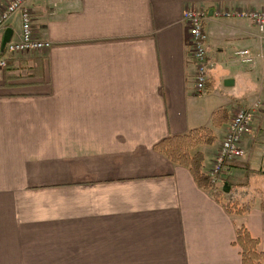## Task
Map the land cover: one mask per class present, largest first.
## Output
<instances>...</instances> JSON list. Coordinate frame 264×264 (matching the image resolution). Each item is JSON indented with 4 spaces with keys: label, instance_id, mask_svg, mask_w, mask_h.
I'll return each instance as SVG.
<instances>
[{
    "label": "crops",
    "instance_id": "crops-1",
    "mask_svg": "<svg viewBox=\"0 0 264 264\" xmlns=\"http://www.w3.org/2000/svg\"><path fill=\"white\" fill-rule=\"evenodd\" d=\"M26 2L51 46L10 54L0 69V264H243L241 225L264 252V177L249 171H264V35L214 15L264 0ZM190 7L206 13L213 62L202 92L182 19ZM20 24L15 13L10 40ZM240 48L252 63L234 59ZM239 107L253 111L250 131L217 198L155 150L169 135L209 128L213 143L196 148L207 171ZM228 202L249 206L229 212Z\"/></svg>",
    "mask_w": 264,
    "mask_h": 264
},
{
    "label": "built area",
    "instance_id": "built-area-1",
    "mask_svg": "<svg viewBox=\"0 0 264 264\" xmlns=\"http://www.w3.org/2000/svg\"><path fill=\"white\" fill-rule=\"evenodd\" d=\"M15 13L19 14L21 24L20 31L15 39L6 42L0 54V69L7 65L10 54L33 50H45L51 43L38 38L32 28L31 12L26 0H7L0 11V37L5 27ZM216 17H237L249 20L254 24L259 33L264 35V7L261 9H216ZM206 13L194 7L186 8L183 11L182 19L188 31V44L190 56L195 62V89L202 92L209 80V72L213 62L207 54V36L204 31L203 22ZM234 59L240 63H252L254 57L247 48H240L234 51ZM253 111L250 108L239 107L233 113L228 124L226 133L215 153V156L206 171V175L212 187L219 182L220 175L231 161L243 156L241 146L242 137L250 131V124Z\"/></svg>",
    "mask_w": 264,
    "mask_h": 264
},
{
    "label": "trees",
    "instance_id": "trees-1",
    "mask_svg": "<svg viewBox=\"0 0 264 264\" xmlns=\"http://www.w3.org/2000/svg\"><path fill=\"white\" fill-rule=\"evenodd\" d=\"M224 111L222 109L213 114V124H218L223 118ZM215 137L212 131L206 127L194 128L185 134L169 135L155 144V150L165 155L170 161L180 166L188 168L198 187L210 189L213 196L217 198L218 193L211 187L209 179L202 169L203 155L196 150L201 144L213 143ZM252 173L263 175L262 170H249ZM229 184V183H228ZM237 185H246V177L236 180ZM225 208L231 212L232 207L237 213L247 210L249 204L243 203L237 207L236 203H226ZM235 244L240 247L241 261L243 264H264V252L259 249V240L251 236L246 226L241 225L236 229Z\"/></svg>",
    "mask_w": 264,
    "mask_h": 264
},
{
    "label": "water",
    "instance_id": "water-1",
    "mask_svg": "<svg viewBox=\"0 0 264 264\" xmlns=\"http://www.w3.org/2000/svg\"><path fill=\"white\" fill-rule=\"evenodd\" d=\"M10 35H11V30L6 29L2 38V46H4L7 41H9ZM225 188H227V186Z\"/></svg>",
    "mask_w": 264,
    "mask_h": 264
},
{
    "label": "rangeland",
    "instance_id": "rangeland-1",
    "mask_svg": "<svg viewBox=\"0 0 264 264\" xmlns=\"http://www.w3.org/2000/svg\"><path fill=\"white\" fill-rule=\"evenodd\" d=\"M261 60H262V58H258V63H259V73H260L259 75H260V77L262 78V73H263L262 71H263V70H262V67H261Z\"/></svg>",
    "mask_w": 264,
    "mask_h": 264
}]
</instances>
